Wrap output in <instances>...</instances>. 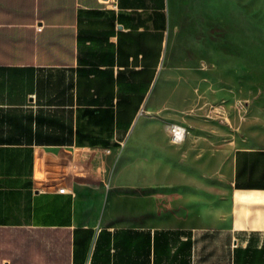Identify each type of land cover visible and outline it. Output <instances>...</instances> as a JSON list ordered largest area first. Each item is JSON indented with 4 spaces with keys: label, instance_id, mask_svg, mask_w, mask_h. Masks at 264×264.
I'll return each mask as SVG.
<instances>
[{
    "label": "crops",
    "instance_id": "0c3cea01",
    "mask_svg": "<svg viewBox=\"0 0 264 264\" xmlns=\"http://www.w3.org/2000/svg\"><path fill=\"white\" fill-rule=\"evenodd\" d=\"M173 3L0 0V264H264V93L237 125L219 224L106 225L84 207L95 156L147 119Z\"/></svg>",
    "mask_w": 264,
    "mask_h": 264
},
{
    "label": "rangeland",
    "instance_id": "374dc122",
    "mask_svg": "<svg viewBox=\"0 0 264 264\" xmlns=\"http://www.w3.org/2000/svg\"><path fill=\"white\" fill-rule=\"evenodd\" d=\"M173 5L146 121L91 166L84 207L100 224L211 226L227 210L236 128L264 93V0ZM172 124L185 128L177 142Z\"/></svg>",
    "mask_w": 264,
    "mask_h": 264
},
{
    "label": "built area",
    "instance_id": "2783aa9c",
    "mask_svg": "<svg viewBox=\"0 0 264 264\" xmlns=\"http://www.w3.org/2000/svg\"><path fill=\"white\" fill-rule=\"evenodd\" d=\"M39 28V27H38ZM172 141L177 142L181 139V133L185 132V128L178 124H172L169 128ZM122 146V144H120ZM59 191H63V188H59Z\"/></svg>",
    "mask_w": 264,
    "mask_h": 264
},
{
    "label": "bare ground",
    "instance_id": "6f19581e",
    "mask_svg": "<svg viewBox=\"0 0 264 264\" xmlns=\"http://www.w3.org/2000/svg\"><path fill=\"white\" fill-rule=\"evenodd\" d=\"M183 135H184V133H181V138H182Z\"/></svg>",
    "mask_w": 264,
    "mask_h": 264
}]
</instances>
